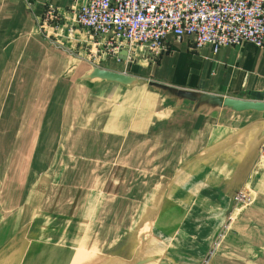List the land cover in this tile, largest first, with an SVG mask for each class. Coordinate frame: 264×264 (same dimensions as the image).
I'll list each match as a JSON object with an SVG mask.
<instances>
[{"label":"rangeland","instance_id":"obj_1","mask_svg":"<svg viewBox=\"0 0 264 264\" xmlns=\"http://www.w3.org/2000/svg\"><path fill=\"white\" fill-rule=\"evenodd\" d=\"M47 30L50 50L10 77L23 90H0V225L11 220L0 264H75L78 254L79 264H227V233L264 239V216L251 221L257 233L242 218L255 203L264 141L242 171L246 141L220 129L198 142L195 112L182 103L191 98L176 96L183 90L149 77L122 89L79 81L95 66L133 73ZM25 131L36 138L19 140ZM263 253L234 255L264 264Z\"/></svg>","mask_w":264,"mask_h":264},{"label":"crops","instance_id":"obj_2","mask_svg":"<svg viewBox=\"0 0 264 264\" xmlns=\"http://www.w3.org/2000/svg\"><path fill=\"white\" fill-rule=\"evenodd\" d=\"M81 1L0 0V85L4 86L8 82V87H0V90H23L22 83L9 84L10 77L20 74L21 68H23L22 73L24 72L27 64L22 61L40 59L36 52L44 53L45 50H50V44L41 33V19L45 3L56 5L65 15L64 22L57 30L48 29L51 33L50 36L61 40L60 42L66 44L70 50L78 49L84 53L86 51L84 47H87L88 51L92 52V49L88 47L92 43V35L71 22L72 11L79 7ZM167 44L168 50L157 60L148 56L136 58L135 60L139 62L133 60L123 64L125 67H130L131 72L140 79L149 77V79H154L162 84L178 87L183 91L179 92L177 89L176 96L183 92V97L191 98L190 101L185 99L182 103L188 105L195 112L196 120H198L196 134L198 142L213 141L218 137L220 129L226 133L236 134L238 137L236 139H244L247 147L245 156L240 160V169L247 172L256 160L260 145L264 141V122L261 120L264 118V111H237L218 104L210 95L264 100V46L226 45L215 52L210 44L197 48L193 38L184 36L182 39H178L174 34L167 36ZM53 54L49 60L53 62L52 68H56L59 55L62 53L54 51ZM61 65L63 66V64ZM125 71L128 72L126 69ZM79 81H82L80 76ZM140 81L129 86L116 82L110 83L117 84L122 89V87L133 88L139 85ZM2 122L7 123L3 119ZM25 122L28 120L26 119ZM2 131L1 138H6L7 131L5 129ZM35 134V132L25 131L20 133L19 140H32L36 138ZM8 136L9 138L13 137L12 135ZM13 138L17 139V136L14 135ZM207 144L208 142L203 146L205 147ZM253 184L256 188L255 203H252L242 218L244 221L247 220L244 229L257 233L260 229L254 224L252 225L251 221L253 218L259 219L264 216V169L260 171ZM10 229L11 220L8 217L4 218L0 225V245L6 241ZM234 231L227 233L224 237L226 238L225 247L229 248L225 249L227 264H248L250 262L244 255H234L235 252L256 251L263 253L264 239H261L259 235L244 241L238 237L237 233L240 232L234 233ZM238 246L242 248L236 249L235 247ZM262 259H264V253L257 260Z\"/></svg>","mask_w":264,"mask_h":264},{"label":"built area","instance_id":"obj_3","mask_svg":"<svg viewBox=\"0 0 264 264\" xmlns=\"http://www.w3.org/2000/svg\"><path fill=\"white\" fill-rule=\"evenodd\" d=\"M64 16L45 3L41 29L57 30ZM71 22L92 35L95 62L157 58L168 50L169 34L189 36L197 48L210 44L215 52L226 45L264 46V0H82Z\"/></svg>","mask_w":264,"mask_h":264},{"label":"water","instance_id":"obj_4","mask_svg":"<svg viewBox=\"0 0 264 264\" xmlns=\"http://www.w3.org/2000/svg\"><path fill=\"white\" fill-rule=\"evenodd\" d=\"M104 80L117 82L122 85H134L140 81V77L126 72L99 66L92 67L80 76V80ZM218 104L231 107L237 111L256 110L264 111V100L240 99L236 97H225L222 95H210Z\"/></svg>","mask_w":264,"mask_h":264},{"label":"bare ground","instance_id":"obj_5","mask_svg":"<svg viewBox=\"0 0 264 264\" xmlns=\"http://www.w3.org/2000/svg\"><path fill=\"white\" fill-rule=\"evenodd\" d=\"M117 83V82H116ZM117 84H120V83H117ZM121 85V84H120ZM254 118V117H253ZM245 130V129H244ZM171 195V194H170ZM83 258H85V257H83V256H80L79 254L78 255H76V258H75V264H79L82 260L84 261V259ZM164 258V256H161V257H159V259L158 260H156L157 261V263L158 262H160V260L161 259H163ZM165 258H166V256H165ZM100 260V259H99ZM150 261H152V260H154V258H150L149 259ZM149 260H147V261H149ZM101 261V260H100ZM146 261V262H147ZM155 261V262H156ZM118 264V263H117ZM119 264H123V262H120Z\"/></svg>","mask_w":264,"mask_h":264}]
</instances>
